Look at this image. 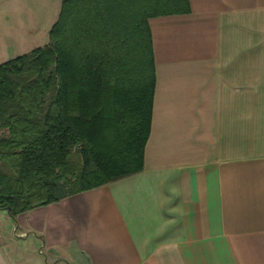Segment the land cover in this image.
<instances>
[{
	"label": "crops",
	"instance_id": "crops-1",
	"mask_svg": "<svg viewBox=\"0 0 264 264\" xmlns=\"http://www.w3.org/2000/svg\"><path fill=\"white\" fill-rule=\"evenodd\" d=\"M189 3L149 21L144 170L0 210V264H264V0Z\"/></svg>",
	"mask_w": 264,
	"mask_h": 264
},
{
	"label": "trees",
	"instance_id": "trees-1",
	"mask_svg": "<svg viewBox=\"0 0 264 264\" xmlns=\"http://www.w3.org/2000/svg\"><path fill=\"white\" fill-rule=\"evenodd\" d=\"M190 12L189 0H62L49 44L0 65V210L16 220L144 170L149 21Z\"/></svg>",
	"mask_w": 264,
	"mask_h": 264
},
{
	"label": "rangeland",
	"instance_id": "rangeland-1",
	"mask_svg": "<svg viewBox=\"0 0 264 264\" xmlns=\"http://www.w3.org/2000/svg\"><path fill=\"white\" fill-rule=\"evenodd\" d=\"M61 5L62 0H0V65L49 44Z\"/></svg>",
	"mask_w": 264,
	"mask_h": 264
}]
</instances>
